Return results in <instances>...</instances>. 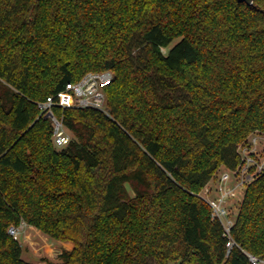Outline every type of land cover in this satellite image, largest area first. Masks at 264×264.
<instances>
[{
	"label": "trees",
	"instance_id": "trees-1",
	"mask_svg": "<svg viewBox=\"0 0 264 264\" xmlns=\"http://www.w3.org/2000/svg\"><path fill=\"white\" fill-rule=\"evenodd\" d=\"M106 69L108 113L56 106L72 133L58 148L37 102ZM255 131L264 0H0V264H35L8 231L23 221L73 242L48 264H250L242 248L264 258V171L229 255L199 195Z\"/></svg>",
	"mask_w": 264,
	"mask_h": 264
},
{
	"label": "built area",
	"instance_id": "built-area-1",
	"mask_svg": "<svg viewBox=\"0 0 264 264\" xmlns=\"http://www.w3.org/2000/svg\"><path fill=\"white\" fill-rule=\"evenodd\" d=\"M114 79V72L106 70H90L81 79L67 83L66 87L55 94L49 95L45 100L37 102L41 115L52 120L54 132L53 141L58 148L66 146L72 133L65 126L62 118L55 114L56 106L66 107H93L107 110V97L105 87ZM237 154L240 158L235 168L226 166L224 172H220L216 179H212L205 187V194L201 197L211 207V218L217 220L223 227L229 255L232 249L240 246L233 235V227L236 216L230 211L229 205L237 195L240 187L255 179L258 173L264 171V132H253L247 141L237 146ZM23 221L20 225L9 227V233L15 238L24 230L26 225ZM250 264H264V258L243 249Z\"/></svg>",
	"mask_w": 264,
	"mask_h": 264
},
{
	"label": "rangeland",
	"instance_id": "rangeland-1",
	"mask_svg": "<svg viewBox=\"0 0 264 264\" xmlns=\"http://www.w3.org/2000/svg\"><path fill=\"white\" fill-rule=\"evenodd\" d=\"M178 40L179 39H176L174 43L171 44V46L175 44ZM168 49L169 47H164L163 51L167 52ZM225 167V165L220 166L217 175L220 172H224L226 170ZM259 174L260 173L257 174L255 179L259 176ZM250 182L246 183L244 186L239 188L237 195L234 197L233 201L229 205L232 214H238L241 202L243 201L245 195L246 187ZM201 194H205L204 188L200 191L199 195L201 196ZM17 239L22 245L23 258L35 264H48V261L50 260L59 261V253L64 248L72 249L74 246L73 242L57 240L55 238H52L45 232L41 231L37 227L30 226L28 224L24 230H21V233ZM150 263L158 264L154 259H150Z\"/></svg>",
	"mask_w": 264,
	"mask_h": 264
},
{
	"label": "water",
	"instance_id": "water-1",
	"mask_svg": "<svg viewBox=\"0 0 264 264\" xmlns=\"http://www.w3.org/2000/svg\"><path fill=\"white\" fill-rule=\"evenodd\" d=\"M240 1H245L248 4H252L253 3V0H240Z\"/></svg>",
	"mask_w": 264,
	"mask_h": 264
},
{
	"label": "crops",
	"instance_id": "crops-1",
	"mask_svg": "<svg viewBox=\"0 0 264 264\" xmlns=\"http://www.w3.org/2000/svg\"><path fill=\"white\" fill-rule=\"evenodd\" d=\"M29 225V224H28ZM27 226V225H26ZM30 226H33V225H30ZM26 228V227H25ZM68 242H71V241H68Z\"/></svg>",
	"mask_w": 264,
	"mask_h": 264
}]
</instances>
